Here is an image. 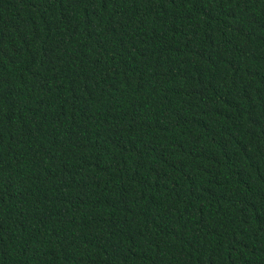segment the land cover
Returning <instances> with one entry per match:
<instances>
[{"label":"trees","instance_id":"16d2710c","mask_svg":"<svg viewBox=\"0 0 264 264\" xmlns=\"http://www.w3.org/2000/svg\"><path fill=\"white\" fill-rule=\"evenodd\" d=\"M0 264H264V0H0Z\"/></svg>","mask_w":264,"mask_h":264}]
</instances>
